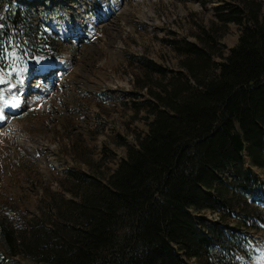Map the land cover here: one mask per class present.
<instances>
[{"label":"trees","instance_id":"obj_1","mask_svg":"<svg viewBox=\"0 0 264 264\" xmlns=\"http://www.w3.org/2000/svg\"><path fill=\"white\" fill-rule=\"evenodd\" d=\"M3 4L1 67L11 28L33 54L58 50L54 37L33 33L29 11ZM238 4L216 10L221 23L240 28L227 56L222 36L207 32L198 43L168 42L179 72L132 58L146 78L164 80L140 105L151 117L148 132L109 178L69 171L70 198L52 195L18 228L0 220V264H238L249 253V241L237 231L231 237L228 221L264 225V212L256 213L264 182L254 174L264 171V0Z\"/></svg>","mask_w":264,"mask_h":264},{"label":"rangeland","instance_id":"obj_2","mask_svg":"<svg viewBox=\"0 0 264 264\" xmlns=\"http://www.w3.org/2000/svg\"><path fill=\"white\" fill-rule=\"evenodd\" d=\"M238 5V0H142L124 14L126 20L122 16L85 36L82 44L62 42L55 55L22 56L16 54L20 49L11 50L13 61L0 66L6 81L0 84V97L11 101L16 96L19 106L3 109L15 127L10 136L14 141L0 134V157L6 160L0 163V220L18 228L47 207L52 195L70 198L69 171L109 178L127 147H136L137 138L148 132L151 117L140 105L151 103L149 90L164 87L160 77L146 78L132 58L179 72L180 59L168 42L198 43L197 37L207 32L222 36L227 56L238 43L240 28L221 23L216 10ZM87 7L75 13L76 21H90ZM41 64L49 71L46 77L41 76ZM12 108L19 111L9 115ZM254 174L264 182L263 170L254 169ZM258 207L256 213H263L264 206ZM210 216L212 222L221 220L220 214ZM240 223V218L230 217L228 229ZM256 246L252 264H264ZM4 247L1 242L0 251Z\"/></svg>","mask_w":264,"mask_h":264},{"label":"bare ground","instance_id":"obj_3","mask_svg":"<svg viewBox=\"0 0 264 264\" xmlns=\"http://www.w3.org/2000/svg\"><path fill=\"white\" fill-rule=\"evenodd\" d=\"M141 1L142 0H123V2H121V0H72L68 3V5H66L65 9L66 14L73 18L68 20L72 21V25L68 24L69 29L72 32L77 29L85 33V36L92 37L97 31L101 30L103 27L110 25L114 21H117L119 18H123L122 16H124V14L126 15L128 13V10H130L131 8L136 10ZM86 5L91 6V8L87 7L86 12H84L86 16L90 17V21L85 22L83 20L80 23V21H76L75 13L77 11L82 12ZM129 16L133 17L132 15ZM77 37L78 36H76V38ZM18 111L19 109L12 108L10 109L8 114L15 115ZM14 127L15 126L13 123H10L6 120V118H4L2 121H0V134L9 137L11 140V130ZM9 154L12 155L11 153ZM12 159L14 160V158ZM5 161V158L2 159L0 157V163L4 164Z\"/></svg>","mask_w":264,"mask_h":264},{"label":"snow or ice","instance_id":"obj_4","mask_svg":"<svg viewBox=\"0 0 264 264\" xmlns=\"http://www.w3.org/2000/svg\"><path fill=\"white\" fill-rule=\"evenodd\" d=\"M37 63H39V61H37ZM41 70H43V65L41 64ZM9 75L11 76V73H9ZM6 81L3 79L2 76H0V84L5 83ZM0 102H2L3 107L0 108V121H2L4 119V108H8V107H18L19 106V99L16 96L12 97L11 101L8 100H4L3 97H0Z\"/></svg>","mask_w":264,"mask_h":264}]
</instances>
